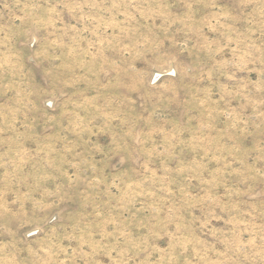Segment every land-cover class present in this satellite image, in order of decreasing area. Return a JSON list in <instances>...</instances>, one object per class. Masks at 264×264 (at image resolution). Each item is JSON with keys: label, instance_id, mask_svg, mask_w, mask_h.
Wrapping results in <instances>:
<instances>
[{"label": "rangeland", "instance_id": "rangeland-1", "mask_svg": "<svg viewBox=\"0 0 264 264\" xmlns=\"http://www.w3.org/2000/svg\"><path fill=\"white\" fill-rule=\"evenodd\" d=\"M0 264H264V0H0Z\"/></svg>", "mask_w": 264, "mask_h": 264}]
</instances>
